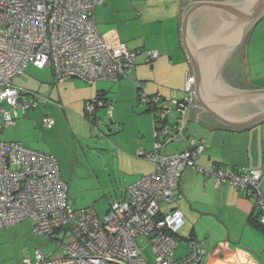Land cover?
Here are the masks:
<instances>
[{"label":"built area","instance_id":"2783aa9c","mask_svg":"<svg viewBox=\"0 0 264 264\" xmlns=\"http://www.w3.org/2000/svg\"><path fill=\"white\" fill-rule=\"evenodd\" d=\"M103 3L0 0V228L28 220L35 236L63 249L62 256H52L36 248L26 264H201L206 251L195 240L189 242L185 256L175 258L184 224L183 213L176 206V197H182L176 189L183 172L201 170L217 186L233 185L253 202L257 221L264 225V169L200 167L197 160L207 146L204 137L192 139L180 153L164 152L183 133L190 104L196 100L192 72L186 77L181 100L142 94L141 102L148 104L153 115L154 148L148 157L155 169L127 185L124 196L110 205L104 219L93 208H76L69 202L68 185L53 155L2 139L3 129L15 126L40 101L36 93L14 84L28 65L52 67L57 82L78 78L90 85L119 82L130 73L141 51L102 37L95 10ZM147 54L149 62L160 56L156 50ZM105 106L111 116L113 106L101 97L87 102L88 119ZM171 111L179 115L173 126L168 123ZM44 126L53 128L55 120L46 116ZM94 127L100 131L98 123ZM141 236L152 247L153 261L137 242Z\"/></svg>","mask_w":264,"mask_h":264},{"label":"crops","instance_id":"0c3cea01","mask_svg":"<svg viewBox=\"0 0 264 264\" xmlns=\"http://www.w3.org/2000/svg\"><path fill=\"white\" fill-rule=\"evenodd\" d=\"M181 3L182 0H104L95 10L102 37L124 44L131 51H141L130 73L119 82L90 85L78 78L57 82L52 70L53 80L47 85L36 83L35 90L19 86L36 93L40 101L27 115H21L15 126L5 127L2 135L6 129V140L62 160L64 137L73 136L76 142V138L86 139L92 128L96 130L94 124L99 127L100 113L110 116L107 106L98 108L91 120L85 113L86 103L101 97L113 106L109 117L112 123L118 121L116 129L112 124L107 126L112 132L107 147L112 162L125 174L124 185L151 174L155 169V162L148 157L154 148L153 115L148 104L141 102V96L159 95L165 101L184 97L186 77L192 67L183 44ZM244 46L247 83L264 88V19L254 27ZM148 50L160 52L159 58L149 62ZM46 116L55 120L53 128L44 126ZM178 116L171 111L169 125L173 126ZM187 116L183 133L166 145V154L180 153L192 139L204 137L207 146L197 160L200 167L264 169V122L240 131L210 129ZM100 131L106 136L101 128ZM125 190L120 191L121 198ZM261 191L264 193V179ZM176 192L182 195L176 197V206L184 219L179 239L200 244L206 251L201 264H264V229L256 222L253 202L243 193L229 183L217 186L212 176L192 168L183 172Z\"/></svg>","mask_w":264,"mask_h":264},{"label":"water","instance_id":"95a60500","mask_svg":"<svg viewBox=\"0 0 264 264\" xmlns=\"http://www.w3.org/2000/svg\"><path fill=\"white\" fill-rule=\"evenodd\" d=\"M181 5L183 44L196 89L187 118L210 129L239 131L264 122V88L247 83L243 52L264 19V0H182Z\"/></svg>","mask_w":264,"mask_h":264},{"label":"rangeland","instance_id":"374dc122","mask_svg":"<svg viewBox=\"0 0 264 264\" xmlns=\"http://www.w3.org/2000/svg\"><path fill=\"white\" fill-rule=\"evenodd\" d=\"M52 70V67L42 70L28 65L24 74L14 79V84L35 90L36 83L47 85L46 83L53 80ZM100 114L99 127L106 136L92 128L93 132L88 138H76L77 142L73 140V136L64 137V157L58 160L61 177L68 185L69 202L76 208H93L99 218L104 219L110 205L121 199L120 191L127 186L124 185L125 174L119 172L117 164L112 162L111 151L107 147V141L112 140V132L107 128L106 120L111 116L106 112ZM69 122L74 124L70 120ZM117 122L114 120L112 123L115 129ZM10 129L13 130L14 127ZM5 130L3 140H6ZM179 234L183 235L182 229ZM137 242L144 248L149 260L153 261L152 247L146 238L141 236ZM189 242L179 239L175 258H181L188 253ZM35 248H40L46 255H63V249L54 241L35 236L28 220L0 228V264H25V258H32Z\"/></svg>","mask_w":264,"mask_h":264},{"label":"flooded vegetation","instance_id":"af4514ba","mask_svg":"<svg viewBox=\"0 0 264 264\" xmlns=\"http://www.w3.org/2000/svg\"><path fill=\"white\" fill-rule=\"evenodd\" d=\"M230 65H231V63L229 62V64L226 66V68H225V72H227L228 71V69H229V67H230Z\"/></svg>","mask_w":264,"mask_h":264},{"label":"trees","instance_id":"16d2710c","mask_svg":"<svg viewBox=\"0 0 264 264\" xmlns=\"http://www.w3.org/2000/svg\"><path fill=\"white\" fill-rule=\"evenodd\" d=\"M256 222L258 223V226L261 227L262 229H264V225H261L258 221H257V218H256Z\"/></svg>","mask_w":264,"mask_h":264}]
</instances>
